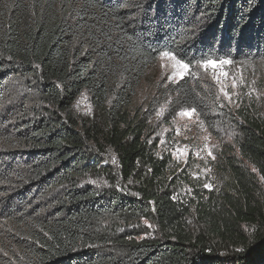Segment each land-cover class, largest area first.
I'll list each match as a JSON object with an SVG mask.
<instances>
[{
  "label": "trees",
  "instance_id": "1",
  "mask_svg": "<svg viewBox=\"0 0 264 264\" xmlns=\"http://www.w3.org/2000/svg\"><path fill=\"white\" fill-rule=\"evenodd\" d=\"M165 51L264 65V0H0V264H264V107L221 106L191 76L158 88L171 119L236 131L209 162L225 193L180 206L152 108L134 107Z\"/></svg>",
  "mask_w": 264,
  "mask_h": 264
},
{
  "label": "rangeland",
  "instance_id": "2",
  "mask_svg": "<svg viewBox=\"0 0 264 264\" xmlns=\"http://www.w3.org/2000/svg\"><path fill=\"white\" fill-rule=\"evenodd\" d=\"M253 64L233 63L225 66L223 71L228 75L220 76L219 82L210 69L205 71L202 66L190 70V74L185 73L184 77L191 76L194 80L205 81L211 93L216 92L221 106H235L241 101L253 98L264 107V65ZM181 71L183 69L177 66L175 60L161 57L146 74L134 99V107L146 110L151 106L153 115L149 121L152 132L149 135L158 143L159 157L166 156L173 163V181L176 179L183 182L173 189L175 198H178L180 206L192 209L194 201L191 197L208 193L221 197L225 193L228 177L223 171L221 173L214 170L215 165L209 162L217 157L224 144H233L236 131L230 126H219L213 135L196 113L191 118L181 115V112L187 111L185 109L178 110L171 119L170 107L167 102L160 101L162 97L157 96L156 92L160 86L164 89L170 83L180 81L178 74ZM225 91L230 94L231 102L225 97ZM77 110L81 115L89 112L86 99L81 100ZM185 182L190 185L187 186ZM205 184L211 185V188L204 187ZM191 214L190 229H196V234L200 233L201 229L194 218L195 212ZM136 229L141 234L140 239L158 234L155 225L149 221L140 222ZM250 232H253L254 237H258L260 233L255 229Z\"/></svg>",
  "mask_w": 264,
  "mask_h": 264
},
{
  "label": "snow or ice",
  "instance_id": "3",
  "mask_svg": "<svg viewBox=\"0 0 264 264\" xmlns=\"http://www.w3.org/2000/svg\"><path fill=\"white\" fill-rule=\"evenodd\" d=\"M162 57L165 58H170L172 60L176 61V64L178 67H180L181 69H183V71H181L178 75L181 79L184 78L185 73L190 74V69H191V65L188 62H184L180 59H177L176 56H174L173 54L165 51L162 52L160 54ZM236 61H234L232 58L230 57H225L223 59H203L201 61H199L198 63L201 64V66L203 67V69L205 71L207 70H211L213 72L214 75L217 76V81L219 82V77L220 76H227L228 73L226 71H223V69L225 68V66L227 65H231L233 63H235ZM243 62H248L247 60L243 61ZM234 86L235 82H234ZM225 97L229 100V102H231V96L228 92H224ZM223 106V105H222ZM195 113V109H191V110H187V111H183L180 114L183 116H186L188 118H191ZM209 155H211V152H209ZM214 158V157H213ZM204 187L206 188H211V185L205 184Z\"/></svg>",
  "mask_w": 264,
  "mask_h": 264
}]
</instances>
